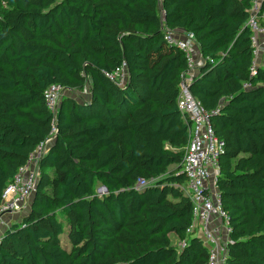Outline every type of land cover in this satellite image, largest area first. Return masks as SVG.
Masks as SVG:
<instances>
[{
    "label": "trees",
    "instance_id": "trees-1",
    "mask_svg": "<svg viewBox=\"0 0 264 264\" xmlns=\"http://www.w3.org/2000/svg\"><path fill=\"white\" fill-rule=\"evenodd\" d=\"M250 9L251 0H0V201L55 127L24 213L0 235V264H206L207 248L186 233L189 125L177 97L188 63L166 30L191 33L203 57L189 90L224 144L223 264H264V64L251 75ZM122 63L119 86L107 74ZM51 84L89 94H65L54 116Z\"/></svg>",
    "mask_w": 264,
    "mask_h": 264
},
{
    "label": "built area",
    "instance_id": "built-area-1",
    "mask_svg": "<svg viewBox=\"0 0 264 264\" xmlns=\"http://www.w3.org/2000/svg\"><path fill=\"white\" fill-rule=\"evenodd\" d=\"M263 1L251 0L250 15L247 19V25L252 31L251 45L254 56L251 75L255 74L260 49H264V11L261 10ZM164 39L184 51L188 63V70L180 75L177 97L178 108L189 125V137L182 160V171L186 176L184 192L192 202V223L186 233L187 235L196 234L207 248L206 264H223L225 247L230 241V227L221 207L216 179L219 171L218 158L223 152L224 144L214 132L211 122L213 112L206 111L189 90V84L196 73L194 54L197 43L194 36L191 33H185L184 38L179 39L174 31L166 30ZM107 77L117 85L123 86L126 82V65L122 63L112 73L107 74ZM244 86H247V83ZM69 92L70 89L60 84H51L45 90L46 106L54 116L61 98ZM54 131L53 121L50 136L36 147L27 164L19 170L14 180L3 190L0 201V224L3 223L4 217L14 216L26 209L36 185L37 161L52 141ZM143 184L144 181L139 180L138 186ZM215 220H218L220 231H223V234L216 226H211ZM197 228L200 230L199 235H197ZM177 244L182 248L185 242L181 240Z\"/></svg>",
    "mask_w": 264,
    "mask_h": 264
},
{
    "label": "crops",
    "instance_id": "crops-1",
    "mask_svg": "<svg viewBox=\"0 0 264 264\" xmlns=\"http://www.w3.org/2000/svg\"><path fill=\"white\" fill-rule=\"evenodd\" d=\"M174 34H175L176 37L179 38V39H183L184 36H185V35H184L185 32L182 31V30H177V31L174 32ZM194 61H195L196 72H197V68L203 63V57H202V55H201V53H200V51H199V47H198L197 44H196V46H195ZM257 63H258V64H259V63L264 64V49H263V48L260 49V51H259V55H258V59H257ZM16 217H17V215L12 216V219H11V221H10L9 223H11L13 220H16V219H14V218H16ZM211 226H213V227L216 226V228L220 231V227H219L218 220H217V221H216V220L213 221V222L211 223ZM196 230H197V235H199V233H200L199 228H197ZM220 233L223 234V231H220ZM171 238L173 239V241H176V240H177V237H176L175 235H171ZM175 238H176V239H175Z\"/></svg>",
    "mask_w": 264,
    "mask_h": 264
},
{
    "label": "rangeland",
    "instance_id": "rangeland-1",
    "mask_svg": "<svg viewBox=\"0 0 264 264\" xmlns=\"http://www.w3.org/2000/svg\"><path fill=\"white\" fill-rule=\"evenodd\" d=\"M185 35V34H184ZM196 46V45H195ZM89 86L87 85V87L84 89L85 90V92L84 91H82L81 93H78V92H69L67 95L68 96H71V97H75V98H78V99H86V97L88 96V90H89V88H88ZM95 191H96V194H98V195H102V194H104L105 192H104V190L102 189V185L101 184H97L96 185V187H95ZM22 213H24V209L18 214H16L17 215V217H16V220L17 219H19L20 218V215L22 214ZM11 219H12V216H6V217H4V221H3V223H1L0 224V235H1V233H3V231L5 230V228H7V226L10 224L9 222L11 221ZM194 235H196V234H194ZM62 236H64V237H66V235H62ZM176 239V238H175ZM61 242L64 244L65 243V240L63 239V237H61Z\"/></svg>",
    "mask_w": 264,
    "mask_h": 264
},
{
    "label": "water",
    "instance_id": "water-1",
    "mask_svg": "<svg viewBox=\"0 0 264 264\" xmlns=\"http://www.w3.org/2000/svg\"><path fill=\"white\" fill-rule=\"evenodd\" d=\"M102 189L104 190V192H106V187L102 185Z\"/></svg>",
    "mask_w": 264,
    "mask_h": 264
}]
</instances>
